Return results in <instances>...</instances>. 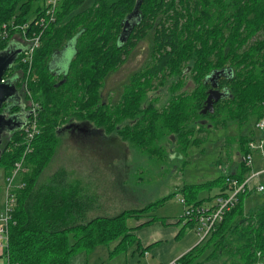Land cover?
Instances as JSON below:
<instances>
[{"label": "trees", "instance_id": "trees-1", "mask_svg": "<svg viewBox=\"0 0 264 264\" xmlns=\"http://www.w3.org/2000/svg\"><path fill=\"white\" fill-rule=\"evenodd\" d=\"M33 1L0 0V27L11 21L23 24L31 13L38 16L42 8L33 10ZM87 2L61 0L55 22L43 29L32 56L31 75L36 78L28 79V88L39 104L38 133L24 156L28 169L20 177L24 187L17 191L5 250L9 264H69L73 254L91 252L111 242L115 243L108 249L109 257L126 253L133 245L139 248L135 230L156 217L133 227L126 220L148 216L157 202L166 198L105 216L92 214L98 208L96 194L80 180L70 178L65 168H57L39 181L58 147L57 130L69 120L88 121L106 133L115 131L121 140L136 147L135 154L155 155L169 138L175 140L176 152L182 155L190 142H199L193 137L196 130L207 131L218 121L243 124L248 116L258 119L264 113V0ZM149 34L150 62L130 75L116 102H106L101 97L105 79ZM9 37L1 42L0 51L11 45L13 38ZM67 49H72L71 56L64 66L57 65ZM218 70L223 73L208 80ZM187 73L193 84L189 88L184 86ZM29 75L19 56L3 75L16 92L0 108L9 105L13 111L9 117H21L19 125L2 137L0 163L6 174L25 149L21 127L28 117V101L22 83ZM169 78L165 104L158 107L152 100L144 104L148 91ZM212 82L225 94L213 103V112L201 113ZM20 91L23 101L17 97ZM208 119H213V124H208ZM251 139L248 135L238 138L236 172L184 185V190L187 186L191 190L183 196L185 202L200 204L202 199L193 198L200 187H217L212 199L228 187V177L242 179L250 169L242 159ZM250 193H240L237 204L204 240L177 258V264H202L219 257L220 264H258L264 256V200L245 211L244 199ZM183 220L179 217L177 221ZM187 223L192 224L190 220Z\"/></svg>", "mask_w": 264, "mask_h": 264}, {"label": "rangeland", "instance_id": "rangeland-1", "mask_svg": "<svg viewBox=\"0 0 264 264\" xmlns=\"http://www.w3.org/2000/svg\"><path fill=\"white\" fill-rule=\"evenodd\" d=\"M46 0H35L32 9L37 6L43 9ZM88 0L87 3H90ZM34 15L31 13L29 19ZM10 39L21 42L20 31L13 30ZM259 37V36H257ZM253 37V39H255ZM12 41L13 44L17 42ZM1 44V42H0ZM152 48V34L139 41L132 49L126 60L103 83L101 97L106 102H116L120 98L123 86L130 75L144 68L150 62ZM72 54V49L64 52L63 66ZM172 78L166 83L150 89L144 104L152 100L156 106L165 104L169 95L167 89ZM158 79L154 80V84ZM185 87H191L190 73L185 78ZM28 103V102H27ZM39 105V104H38ZM213 119H208V124H213ZM257 116L250 115L245 123L226 121L209 126L207 131L193 133L199 142H190L182 155L176 152L175 140L166 138L163 148L155 155L149 152L141 154L136 152L134 146L123 141L117 133H106L95 125L83 120H69L57 130L60 138L55 154L40 174L38 180L46 179L57 168L66 169L70 178L80 180L89 191L97 196L98 208L92 214L112 216L125 209H136L158 201L151 213L157 215L158 220L166 221L167 218L177 220L184 213L185 205L180 201L184 195L190 194V186L183 189L184 185L206 183L218 176L231 174L237 171L239 162L238 138L251 136L258 143L263 134L255 127ZM205 123V122H204ZM197 128V126H196ZM203 138V140H202ZM1 146V145H0ZM134 147V148H133ZM253 169L263 168L264 162L259 151L252 150ZM255 183L264 184V174L255 179ZM5 185V171L0 163V205L3 202ZM218 191L217 187H200L193 194L195 200H203L200 204H211L215 198L209 199ZM264 200V191H252L245 196L243 208L245 211L255 207ZM187 204V202H186ZM164 221V222H165ZM127 225L135 226L134 217L126 220ZM183 221L178 223V227ZM185 226V225H184ZM182 227V226H181ZM185 231L195 227L187 223ZM115 242L100 245L93 250V260L89 264H130L134 256L125 253L114 254L109 257L110 250ZM209 249L199 258L202 260ZM221 258L211 259L202 264H220ZM258 264H264L263 259Z\"/></svg>", "mask_w": 264, "mask_h": 264}, {"label": "built area", "instance_id": "built-area-1", "mask_svg": "<svg viewBox=\"0 0 264 264\" xmlns=\"http://www.w3.org/2000/svg\"><path fill=\"white\" fill-rule=\"evenodd\" d=\"M61 0H46L45 5L38 16L32 17L25 23H2L0 27V42L7 40L11 29L20 31L22 38L21 52L18 54L19 61L26 66L29 77L23 83L22 88L28 101V117L22 125V133L25 140V149L22 157L14 163L10 171L5 175L4 197L2 207L0 208V246L3 249L5 263L9 264L7 254L5 252L9 238V226L12 222V215L17 203V191L24 187V182L20 179L21 175L27 171L24 164V156L26 151L30 149V143L38 133L37 125V108L38 103L31 97V92L28 88V79L34 80L35 74L31 75L32 56L35 50L39 47L43 29L56 20V13ZM35 27V30L31 28ZM17 56V57H18ZM5 82L4 77L1 79ZM255 127L261 131L263 138L255 143L252 139L248 142L249 151L243 156L245 165L249 167L242 179L236 177H228V187L222 194L215 196L213 203L209 204H186L183 196L180 201L185 205L182 216L183 221L190 220L195 227V232L198 237V242L204 240L214 229L215 225L222 220L226 211L234 207L238 202V196L244 191H264V184L255 183L260 175L264 174V167L253 169L252 150L259 151L264 162V113L257 119ZM197 242V243H198ZM166 264H177L173 260Z\"/></svg>", "mask_w": 264, "mask_h": 264}, {"label": "crops", "instance_id": "crops-1", "mask_svg": "<svg viewBox=\"0 0 264 264\" xmlns=\"http://www.w3.org/2000/svg\"><path fill=\"white\" fill-rule=\"evenodd\" d=\"M15 40L16 39H12L11 41ZM15 42H17V44H13L12 42L11 44L16 47H22V42ZM59 57L60 59H58L57 65L63 66L61 63L62 56ZM1 207L2 204L0 205V208ZM151 217L156 218L135 230L136 241L139 248L133 245L125 255L130 254L134 256L137 254L138 257L133 259L130 264H166L173 260H177V258L190 250L198 242L196 232L193 229L185 231L184 227L187 226L185 221H183L182 227H178V223L180 222H178V219L176 220L175 217L167 218L164 222L158 220V216L151 213L139 219L134 218L136 221L135 226L141 222L149 221ZM93 253V250L91 252H77L71 256L69 264H89V260H93ZM5 260L3 249L0 246V264H4Z\"/></svg>", "mask_w": 264, "mask_h": 264}, {"label": "water", "instance_id": "water-1", "mask_svg": "<svg viewBox=\"0 0 264 264\" xmlns=\"http://www.w3.org/2000/svg\"><path fill=\"white\" fill-rule=\"evenodd\" d=\"M20 52L21 47L16 48V46H13V48L10 46L0 51V107L2 106L4 101L9 99L16 92V88L12 84L2 82L1 79L7 69L15 62ZM219 73H223V70L212 72L208 76V80L213 81V79H215L216 75H218ZM224 94L225 92L219 90L216 87V83L212 82L211 88L208 89V94L205 100L204 107L201 110V113H206L208 111L213 112V103L223 97ZM15 116L16 115H13L12 118ZM4 117V115L0 114V134L2 132L3 127L7 125L8 121Z\"/></svg>", "mask_w": 264, "mask_h": 264}, {"label": "flooded vegetation", "instance_id": "flooded-vegetation-1", "mask_svg": "<svg viewBox=\"0 0 264 264\" xmlns=\"http://www.w3.org/2000/svg\"><path fill=\"white\" fill-rule=\"evenodd\" d=\"M10 46L13 48V44H11ZM16 48H18V47H16ZM211 86H212V83H211ZM18 94L19 95L17 97L19 98V100L23 101V94H22V92L20 91V93L18 92ZM0 112H3L6 115V117H4V118L6 120H8L7 121V125L3 127L2 132L0 134V145H1L2 142H3L2 137L5 138L6 136H8L10 134L9 131L11 129H14L16 126L19 125V123L21 121V117H19V116L18 117H14V118L9 117L11 114H13L12 113L13 112L12 111V108H10L9 105H7L6 107L0 108Z\"/></svg>", "mask_w": 264, "mask_h": 264}]
</instances>
